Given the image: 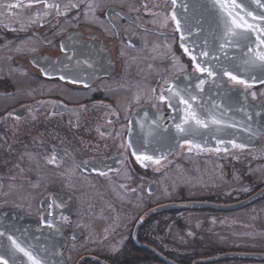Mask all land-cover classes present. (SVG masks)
<instances>
[{
    "label": "flooded vegetation",
    "instance_id": "obj_1",
    "mask_svg": "<svg viewBox=\"0 0 264 264\" xmlns=\"http://www.w3.org/2000/svg\"><path fill=\"white\" fill-rule=\"evenodd\" d=\"M49 2L61 13L0 0V257L31 264L11 236L41 264H264V81L246 87L201 60L215 74L196 72L172 0ZM222 82L252 105L243 120L231 100L226 128L211 124ZM177 84L208 132L141 163L132 133L156 114L183 119L153 91ZM166 173L183 177V197L161 205ZM179 203L191 205L163 207Z\"/></svg>",
    "mask_w": 264,
    "mask_h": 264
},
{
    "label": "water",
    "instance_id": "obj_2",
    "mask_svg": "<svg viewBox=\"0 0 264 264\" xmlns=\"http://www.w3.org/2000/svg\"><path fill=\"white\" fill-rule=\"evenodd\" d=\"M260 4H264V0H260ZM257 4L255 0L253 3H244V7L254 13V15H264V7ZM175 12L179 16L181 23L190 21L189 26L185 28L186 41H183L185 46H188L190 50L208 51V57H198L197 61H204L212 67L218 66L221 63V67L224 71H231L233 74L240 76L247 82L261 83L264 81V67H247L244 64V58L246 55L245 45L255 47L256 40L255 34L249 37L247 40H241L240 46L228 45L221 49L220 45L223 41L220 38L219 21L216 11L212 7L211 0H177ZM250 22H253L250 20ZM260 23L264 27V22L255 21ZM225 83L222 82V101H226V105L222 104L220 112H217L215 117L224 123L220 126L226 128L231 123L232 101H237V118L246 119L250 107L249 102L245 101L242 95H231V92L226 89ZM220 113V114H219ZM182 116H172L166 114H156L149 122H141L142 129L137 131L132 136H136L137 140H140L143 144V150L147 151V154L156 153L158 157H164L175 151L178 143L185 137L186 134L178 133L175 124L180 123ZM208 132L207 129L203 133L198 132L196 135H204ZM191 205L188 203L169 204L163 207H174Z\"/></svg>",
    "mask_w": 264,
    "mask_h": 264
},
{
    "label": "snow or ice",
    "instance_id": "obj_3",
    "mask_svg": "<svg viewBox=\"0 0 264 264\" xmlns=\"http://www.w3.org/2000/svg\"><path fill=\"white\" fill-rule=\"evenodd\" d=\"M33 2H43L46 8L54 9L57 14L61 13V5L57 2H49V0H33ZM173 4L177 3V0H172ZM212 7L216 11L219 21V29H220V38L223 41V44L220 45L221 49L223 47L232 45L239 47L241 40H247L253 34H255L256 45L255 47H251L245 45L247 51L244 58V64L247 67H264V27L261 26L260 23H255V21L264 22V15H254V13L244 7L243 0H211ZM257 4H260V0H255ZM3 5H0L2 7ZM20 5L9 4L8 7L15 8ZM69 6H75L72 4L71 0H65V9ZM261 7H264V4H260ZM45 15H48L45 12ZM171 19L175 22L176 31L181 33V40L186 41L187 37L185 32L181 31V22L177 19L175 13L171 15ZM253 21V22H250ZM183 50L186 54H188L191 60L195 63V71L199 73L207 72L209 77H212L215 73L214 70L207 66H202L201 63L196 62L198 57H208V51L201 50L195 51L190 50L188 46L182 44ZM46 71V70H45ZM223 75L230 78L231 81H234L237 84L249 86L248 82L241 78L238 75L233 74L231 71H224ZM64 79V77H61ZM204 81L200 79L199 84H197V88L203 84ZM202 90V89H201ZM154 92H158V100L163 103H167L170 109L174 111L180 106L183 105V119L180 123L175 124V128L178 133L186 134V135H195L198 131V128H208L209 122L198 116L197 111L193 109V102L196 101L197 97L192 95L187 89H181L179 85L169 86L163 90L154 89ZM253 97L255 98V93H253ZM224 122L215 118H211V124L221 125ZM193 125L197 126L194 128ZM185 143L189 145V148L196 147L200 148L201 145H193L191 140H185ZM218 143L220 145L225 144L224 140H219ZM232 145L233 148L243 149L245 147L244 144H238L235 140L228 141ZM123 147V145H122ZM127 147L133 148L134 145L132 142H129ZM143 148V144H141L140 148H135L133 151V155L136 156L137 160L141 163H151L155 165L161 164V159L156 158L152 155H148L143 152L141 149ZM215 151H228L227 147H217ZM55 158L49 160V163H54ZM103 174V173H102ZM52 225H48L51 227ZM4 233L0 232V236H3ZM14 248L23 253L24 256L28 257L31 261V264H41L40 260L33 255L31 251L22 247L20 243H18L11 236L9 237ZM0 264H8L7 260H4L0 257Z\"/></svg>",
    "mask_w": 264,
    "mask_h": 264
},
{
    "label": "rangeland",
    "instance_id": "obj_4",
    "mask_svg": "<svg viewBox=\"0 0 264 264\" xmlns=\"http://www.w3.org/2000/svg\"><path fill=\"white\" fill-rule=\"evenodd\" d=\"M181 168L179 169V171ZM176 173V172H175ZM174 173V180L169 181V176L166 173L167 177H160V182H162V187L159 186L158 193H157V203L158 204H167L172 201L179 200L182 198V193L180 192V186L184 183L183 177L181 175L177 176V174ZM181 176V177H180ZM169 184L168 190L167 185ZM164 188V189H162ZM191 189V188H190ZM194 189V188H193ZM187 191V190H186ZM188 193V191H187ZM186 193V194H187ZM166 215H161L160 217H166Z\"/></svg>",
    "mask_w": 264,
    "mask_h": 264
}]
</instances>
